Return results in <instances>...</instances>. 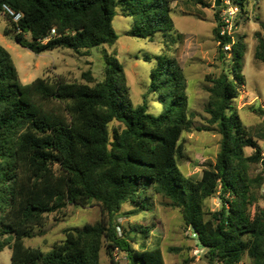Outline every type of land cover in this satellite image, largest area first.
Listing matches in <instances>:
<instances>
[{
  "label": "trees",
  "instance_id": "obj_1",
  "mask_svg": "<svg viewBox=\"0 0 264 264\" xmlns=\"http://www.w3.org/2000/svg\"><path fill=\"white\" fill-rule=\"evenodd\" d=\"M232 2L242 8L244 0ZM2 5L21 14L17 22L4 15V35L37 55L56 49L88 55L93 48L114 45L117 7L123 16L134 17L127 33L131 37L152 41L175 32L170 0H0V12ZM218 31L219 23L213 30L216 43ZM229 43L221 39L220 55ZM104 57L100 81L88 71L82 74L84 84L62 77L22 84L0 45V252L11 249V264H100L105 247L111 264H116L114 251L123 252L127 264H165L159 248L147 249L143 243L151 229L134 226L119 234L114 221L124 204L137 206L129 214L145 210L144 194L153 189L180 211L197 246L206 250L208 264H240L245 256L250 264H264V205H258L257 196L264 184V147L233 106L243 86L239 39L231 47L232 75L209 79L206 125L194 129L221 137L216 163L200 179L185 178L177 166L184 157L181 137L192 131L194 117L187 114V83L179 64L155 57L150 89L167 109L154 116L145 105L133 106L123 66L113 56ZM256 57L264 63L262 40ZM246 148L251 155H245ZM254 164L260 173L250 177L248 168ZM215 194L221 208L207 211L204 204ZM93 204L102 214L96 224L67 230L46 254L24 246L23 239L44 226L46 215L68 205Z\"/></svg>",
  "mask_w": 264,
  "mask_h": 264
},
{
  "label": "rangeland",
  "instance_id": "obj_2",
  "mask_svg": "<svg viewBox=\"0 0 264 264\" xmlns=\"http://www.w3.org/2000/svg\"><path fill=\"white\" fill-rule=\"evenodd\" d=\"M171 18L175 25L172 34H158L152 41L129 36L134 17L123 16L117 7V16L112 20V28L118 36L114 45L93 48L88 55L78 54L68 49H56L42 54H34L19 46L12 36H4L7 22L0 14V45L10 54L22 84L36 78L53 79L62 77L69 83H85L82 74L90 71L95 81L104 79L105 57H115L123 66L130 100L133 106L145 105L147 113L159 116L166 112L167 105L159 101V94L150 89V73L157 67L155 57L174 59L186 78L188 99L187 114L194 113L190 119L192 131L184 133L180 143L184 157L177 159V166L185 178L200 179L202 171L216 163L220 150V135L216 132H197L195 127L206 125L208 115L205 108L209 98L206 88L211 87L209 79L225 73L231 77L230 56L219 53L213 34L217 26V10L214 0H170ZM219 18V14H218ZM234 37L242 43L243 86L234 101V108L249 134L264 147V63L256 57L259 40L264 42V0H244L232 16ZM149 57V61L145 57ZM209 77V78H208ZM179 112L178 110L176 113ZM113 123L109 127L112 128ZM245 155L252 154L246 148ZM260 173L258 165H250L248 175L255 177ZM258 205H264V184L257 190ZM146 209L136 214L137 206L127 203L121 206L115 216V224L123 229L142 226L151 229L143 240L147 249L159 248L165 264H208L206 250L197 246L195 235L184 226L178 209L171 207L169 200L149 189L144 194ZM207 211H219L221 203L218 194L205 202ZM255 205L250 210L253 213ZM102 218L100 207L96 204L80 208L73 205L45 216L42 228L35 229L33 237L23 239L27 248L38 249L43 254L51 251L55 244L62 242L69 229H81L94 225ZM142 236V235H141ZM141 236L138 237L139 243ZM137 239V238H136ZM137 244L131 243L137 249ZM12 251L5 248L0 252V264H11ZM116 264H127L125 254L113 252ZM100 264H111L105 247L99 253ZM240 264H250L245 256Z\"/></svg>",
  "mask_w": 264,
  "mask_h": 264
},
{
  "label": "built area",
  "instance_id": "obj_3",
  "mask_svg": "<svg viewBox=\"0 0 264 264\" xmlns=\"http://www.w3.org/2000/svg\"><path fill=\"white\" fill-rule=\"evenodd\" d=\"M215 2V0H214ZM232 0H220V13H219V41L217 42L218 45H220L222 38H229L231 40V43L225 45L222 47V51L224 54H228L230 56L231 53V47L232 44L236 41L234 37L233 29L235 28V25H233L232 16L234 14V11H236V6L232 4ZM0 14L8 16L12 19L13 22H17L21 18V14L15 12L7 5H2ZM55 34V30H51V35L53 36Z\"/></svg>",
  "mask_w": 264,
  "mask_h": 264
},
{
  "label": "water",
  "instance_id": "obj_4",
  "mask_svg": "<svg viewBox=\"0 0 264 264\" xmlns=\"http://www.w3.org/2000/svg\"><path fill=\"white\" fill-rule=\"evenodd\" d=\"M219 5H220V0H215V2H214V6H215L216 8H218Z\"/></svg>",
  "mask_w": 264,
  "mask_h": 264
},
{
  "label": "crops",
  "instance_id": "obj_5",
  "mask_svg": "<svg viewBox=\"0 0 264 264\" xmlns=\"http://www.w3.org/2000/svg\"><path fill=\"white\" fill-rule=\"evenodd\" d=\"M6 20V19H5ZM7 22V21H6ZM6 29V28H5ZM5 36V35H4Z\"/></svg>",
  "mask_w": 264,
  "mask_h": 264
}]
</instances>
